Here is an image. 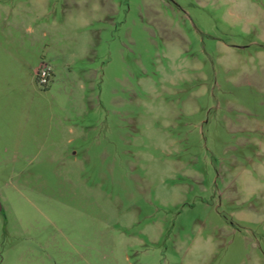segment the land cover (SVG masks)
<instances>
[{
	"label": "rangeland",
	"instance_id": "374dc122",
	"mask_svg": "<svg viewBox=\"0 0 264 264\" xmlns=\"http://www.w3.org/2000/svg\"><path fill=\"white\" fill-rule=\"evenodd\" d=\"M0 264H264V0H0Z\"/></svg>",
	"mask_w": 264,
	"mask_h": 264
},
{
	"label": "built area",
	"instance_id": "2783aa9c",
	"mask_svg": "<svg viewBox=\"0 0 264 264\" xmlns=\"http://www.w3.org/2000/svg\"><path fill=\"white\" fill-rule=\"evenodd\" d=\"M37 77L40 85L47 86L52 77L51 66L42 64L37 71Z\"/></svg>",
	"mask_w": 264,
	"mask_h": 264
},
{
	"label": "crops",
	"instance_id": "0c3cea01",
	"mask_svg": "<svg viewBox=\"0 0 264 264\" xmlns=\"http://www.w3.org/2000/svg\"><path fill=\"white\" fill-rule=\"evenodd\" d=\"M38 68H39V67H37V68L35 69V71H34V73H35V74H36V72H37Z\"/></svg>",
	"mask_w": 264,
	"mask_h": 264
}]
</instances>
